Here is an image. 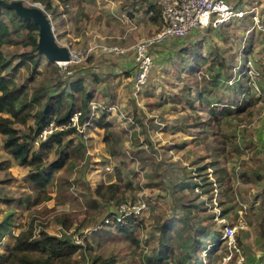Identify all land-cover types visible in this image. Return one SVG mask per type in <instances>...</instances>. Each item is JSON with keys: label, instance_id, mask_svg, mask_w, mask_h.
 <instances>
[{"label": "rangeland", "instance_id": "obj_1", "mask_svg": "<svg viewBox=\"0 0 264 264\" xmlns=\"http://www.w3.org/2000/svg\"><path fill=\"white\" fill-rule=\"evenodd\" d=\"M14 1L26 7L40 2L46 9L42 1ZM229 3L242 15L156 42L138 92L134 46L163 29L156 0H50L45 11L56 42L75 53L88 51L79 64L49 63L32 44L38 35L25 28L4 42L7 62L0 79L17 87L21 99L38 89L62 95L66 104L70 85L80 79L90 98L78 128L66 130L61 146L44 158L47 166L58 159V150L68 155L51 173L48 199L37 205L31 204L30 168L6 155L0 135V221L9 209L4 200L12 199L13 212L12 225L0 236V259L32 217L54 209L46 228L50 235L76 243L85 235L74 256L79 264H93L97 257L108 264H221L229 255L233 259L227 264L239 256L243 264H264V0ZM1 19L21 27L13 11ZM27 37L31 45H23ZM109 46L116 50L104 52ZM21 55L37 60V67ZM181 60L186 65L178 67ZM220 62L223 73L242 80V88L235 95L233 88L215 86L200 96L202 77L216 75ZM248 89L250 95H244ZM81 97L75 96L76 110ZM191 97L193 110L186 102ZM41 104H33L25 124L13 126L24 133L35 127ZM109 104L116 106L111 114ZM108 184L116 186L119 201L96 198L95 188ZM142 203V211L129 212ZM120 206L127 212L122 227L130 232L111 222ZM107 216L112 224L89 235ZM34 226L37 233L38 222ZM225 227L235 229L237 252L222 239Z\"/></svg>", "mask_w": 264, "mask_h": 264}, {"label": "trees", "instance_id": "obj_2", "mask_svg": "<svg viewBox=\"0 0 264 264\" xmlns=\"http://www.w3.org/2000/svg\"><path fill=\"white\" fill-rule=\"evenodd\" d=\"M36 1L44 2V4H46L45 8L47 10L50 9V0ZM151 10L152 8H150V12ZM6 12H8V10L0 8V73L4 72L5 64L7 62V60L2 58L1 54V48L4 42L12 36L19 35V32L24 28L27 29L30 33H36V35H38V27L31 20H23L16 16L21 27L17 29L10 27L8 23L1 19V17L4 16ZM61 13L67 14V11L64 10ZM32 44L36 48L37 39H35ZM23 45H31L30 37H27ZM21 57L26 59L30 63H34V67H37L38 61L35 60L34 62V58L26 55H21ZM201 61H205V59L202 58ZM48 62L51 64L54 63L50 61ZM184 65H186L185 61L181 60V62L177 66L183 67ZM218 66L220 71H218L216 75L210 76L206 79L204 78V76L202 77V84H204L205 87L199 93L200 96L206 95L209 91L214 90L215 86L218 87L219 91L221 86L223 88H227V90H232L233 88V94L235 95H237V91L242 88V80L239 82H235L233 73L231 71H229L228 74L224 72V75V63L220 62ZM9 74L10 72L5 75L8 76ZM233 84H235V87L230 88V86H232ZM243 92L244 95H250L249 89ZM76 94L83 95V97H81L79 110H76L74 107ZM20 95L21 92L19 93V89L17 87L13 86L12 88H8L4 77H1L0 135L5 138L2 148L6 155L10 156L20 165L30 168L29 180L33 184V191L35 193V199H33L31 204L37 205V203L45 201L49 197L50 186L53 182L51 179V173L54 170L62 167L68 160V155H66L63 151L58 150V159L45 166L43 162L47 152L54 147H56L57 150V148L61 146L62 135L64 134V131H61V133H58L56 135L53 134L48 136L45 140L36 144L37 150H33V147L35 146L34 143L38 137V134L51 120H54V123L57 125L67 123V121H69V118L76 111H79L81 113V117L79 120H83V118H85L89 112L87 102L90 96L86 94L83 85V79L75 81L70 85L69 91L66 95V98L67 100H69V102L66 104H64L63 102L64 97H62V95H47L46 92L40 91L38 89L33 91L30 96L28 95V99H21ZM221 97L223 98V96ZM213 98H217L218 100H220L215 95L213 96ZM37 100H42V104L34 113L35 127H28V132L26 133L22 131L20 132L13 126V124H25L26 119L28 118L29 111L34 109L33 104ZM186 102L189 105L190 109L193 110L192 97L186 99ZM112 105L109 104L106 106L107 112H109L108 109ZM240 109L241 108H238V110ZM228 110L229 109H224V111ZM209 112L211 114H214L215 110L212 111L211 109V111ZM6 114H10L13 119H11L10 117H5ZM201 128H205L204 123L202 124ZM106 141L109 142L110 139L106 138ZM115 189L116 186L114 184L99 185L95 188L94 193L96 198H98L102 203H107L113 200L119 201V199H116L114 197ZM4 201L7 203L6 205L9 209L4 218L0 221L1 237L5 235V233L8 231V228L12 225L11 216L13 214V212L10 211L9 207L11 205L12 199L8 198ZM53 212H55L54 209H48L44 212L39 213L37 218L32 217L27 223L25 230L21 231L15 237L13 244L6 249L7 254L3 256V259H0V264H79L74 256L79 250H81V246L76 244L74 240L66 235H61L60 237H58L55 235H50L46 231L47 226L51 222L50 216H52L51 214ZM35 222H38L40 226V229L37 233H35ZM122 224L123 223L118 224V226L120 227L119 231L130 232L127 227H122ZM130 237L131 236L129 235V238ZM216 240L217 238H215V241ZM132 241H134V239H132ZM103 261V259L97 257L93 261V264H108L106 261Z\"/></svg>", "mask_w": 264, "mask_h": 264}, {"label": "built area", "instance_id": "obj_3", "mask_svg": "<svg viewBox=\"0 0 264 264\" xmlns=\"http://www.w3.org/2000/svg\"><path fill=\"white\" fill-rule=\"evenodd\" d=\"M14 1V0H12ZM28 7H36L42 10L46 15L47 12L44 10L43 6L37 2H26ZM156 5L159 9V14L161 20L163 22V29L156 35L141 40L137 44H135V57L137 63V72L135 75V92H138L139 89L144 84L151 63V55L149 50L152 46L159 41H165L167 38H182L186 35L192 33L194 30H203L209 27H217L221 24L228 22L232 19H235L242 15L241 11H237L233 9L229 3V0H156ZM69 56L70 61L68 64H79L80 60L83 59V56H87V52L75 53L69 47ZM104 52L110 53L111 51L116 50L115 48L103 47ZM124 51H119L115 53H122ZM58 63V66H63ZM65 64L64 66L68 65ZM67 67V66H66ZM65 67V68H66ZM116 108L115 105H112L108 110L112 111ZM81 117V113L76 111L70 118L67 123L57 125L54 123V120H51L48 125L44 127V129L38 134V137L35 141L36 144L45 140L48 136L53 134L61 133V131H66L68 129L78 128L79 119ZM144 208V204H140L135 207L131 213H138L142 211ZM120 214L117 216L111 215V222H116L117 224L122 223L124 215L127 214L126 208L124 206H120L119 209ZM109 216H107L101 223L96 224L94 227L88 231V234L96 233L101 231L102 227L105 224L109 223ZM235 229L231 227H225L223 231V238L226 240V244L228 247L235 252L238 250V245L236 244L234 238ZM85 235L81 237L80 240H77L76 244H83ZM232 256L229 255L226 258H223V262L221 264H227V262L232 261ZM243 257L239 256L235 261V264H243ZM204 264V263H202Z\"/></svg>", "mask_w": 264, "mask_h": 264}, {"label": "water", "instance_id": "obj_4", "mask_svg": "<svg viewBox=\"0 0 264 264\" xmlns=\"http://www.w3.org/2000/svg\"><path fill=\"white\" fill-rule=\"evenodd\" d=\"M0 8L13 11L15 15L23 20H31L38 27L37 52L48 61L68 63L70 61L69 49L59 45L52 30V25L46 14L36 7H26L21 1L6 2L0 0Z\"/></svg>", "mask_w": 264, "mask_h": 264}, {"label": "bare ground", "instance_id": "obj_5", "mask_svg": "<svg viewBox=\"0 0 264 264\" xmlns=\"http://www.w3.org/2000/svg\"><path fill=\"white\" fill-rule=\"evenodd\" d=\"M65 64H68V63H65ZM65 64H61V65H65Z\"/></svg>", "mask_w": 264, "mask_h": 264}, {"label": "clouds", "instance_id": "obj_6", "mask_svg": "<svg viewBox=\"0 0 264 264\" xmlns=\"http://www.w3.org/2000/svg\"><path fill=\"white\" fill-rule=\"evenodd\" d=\"M56 64V63H55Z\"/></svg>", "mask_w": 264, "mask_h": 264}]
</instances>
